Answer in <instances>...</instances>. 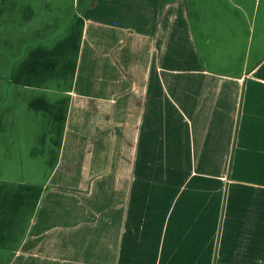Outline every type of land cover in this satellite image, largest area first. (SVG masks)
<instances>
[{
	"label": "crops",
	"instance_id": "obj_1",
	"mask_svg": "<svg viewBox=\"0 0 264 264\" xmlns=\"http://www.w3.org/2000/svg\"><path fill=\"white\" fill-rule=\"evenodd\" d=\"M0 264H264V0H0Z\"/></svg>",
	"mask_w": 264,
	"mask_h": 264
}]
</instances>
